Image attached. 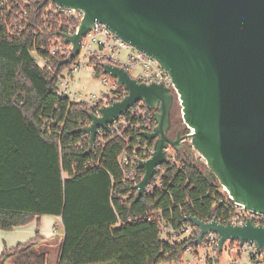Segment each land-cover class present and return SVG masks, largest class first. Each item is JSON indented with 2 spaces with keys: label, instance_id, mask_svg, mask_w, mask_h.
Instances as JSON below:
<instances>
[{
  "label": "water",
  "instance_id": "obj_1",
  "mask_svg": "<svg viewBox=\"0 0 264 264\" xmlns=\"http://www.w3.org/2000/svg\"><path fill=\"white\" fill-rule=\"evenodd\" d=\"M83 12L71 34L57 32L72 48L68 63L79 50L80 39L94 22L137 50L154 58L168 72L176 90L185 127L190 134L168 135L170 113L176 96L162 83H144L117 66L104 64V73L122 85L125 96L101 108L100 117L90 113L91 123L80 131L93 146L96 129L103 128L137 101L154 110L156 126L143 137L153 151L137 167L144 174L136 184L142 197L156 166L166 163L169 144L191 159L190 144L203 158L208 180L214 176L233 200L246 209L264 214V0H51ZM57 64V65H58ZM203 234L214 232L221 250L226 239L264 246V228L249 218L243 225L207 223L186 216Z\"/></svg>",
  "mask_w": 264,
  "mask_h": 264
},
{
  "label": "trees",
  "instance_id": "obj_2",
  "mask_svg": "<svg viewBox=\"0 0 264 264\" xmlns=\"http://www.w3.org/2000/svg\"><path fill=\"white\" fill-rule=\"evenodd\" d=\"M12 20L0 9V229L44 215L60 217L57 264H154L167 253L178 255L183 247L163 243L156 214H147L159 209L176 222L183 213L203 217L217 192L216 178L208 180L204 163L184 154L182 167L168 170L166 190L122 198L133 188L121 181L117 163L123 142H107L99 157L88 146L77 148L88 112L57 96L55 77L35 62L33 40L45 44L57 31L36 40L31 28L10 27ZM54 238L36 232L0 253V264H49Z\"/></svg>",
  "mask_w": 264,
  "mask_h": 264
},
{
  "label": "built area",
  "instance_id": "obj_3",
  "mask_svg": "<svg viewBox=\"0 0 264 264\" xmlns=\"http://www.w3.org/2000/svg\"><path fill=\"white\" fill-rule=\"evenodd\" d=\"M0 9L12 16L10 27L19 32L31 28L33 38L36 40L50 30L71 35L79 27L83 17L81 10L63 7L51 0H0ZM71 48V44L65 43L61 34L56 33L49 36L45 44H38L33 40L32 53L35 62L55 77L56 95L65 99L68 106L78 104L87 110L88 121L82 127L91 123L90 113L100 117L102 107L120 101L126 94L125 88L118 84L114 77L104 73V64L124 69L138 82L162 83L174 92L178 101L168 72L154 58L122 40L102 23L94 22L81 37L77 54L68 63L58 64L59 60L68 57ZM55 62L60 69L55 68ZM86 68L90 69L91 76L97 78L99 85L105 87V90L100 92L84 90L86 86L80 82V76ZM154 112L143 101H137L105 127L96 129L91 148L88 134L81 132L82 136L76 143L77 148L84 149L88 146V149L98 153L99 157L107 142L111 140L123 142L124 147L117 156V163L122 172L121 181L123 184H132L133 188L122 195V198L130 196L136 198L135 186L144 174V171L138 174L136 169L141 168L137 167V161L148 159L153 151V142L147 141L143 133L151 132L156 126ZM191 132V128L185 127L184 134ZM182 142L189 145L190 139H183ZM163 150L167 162L156 166V171L146 185L142 197L153 196L157 191L166 190L164 181L168 170L180 169L183 165L184 154H187L184 149L182 155L169 144ZM190 155L195 160L203 159L199 154L197 157ZM94 164L99 165V160H94ZM90 165L92 163L88 162L87 166ZM216 189L208 213L203 217H195L204 223L214 217L215 221L222 225H226L227 221L232 225H243L249 218L253 225L260 224L264 228V214L246 209L234 201L224 186L218 184ZM113 191L112 189L111 195ZM154 214L158 219L160 240L172 248L183 247L178 255L171 256L167 253L165 259L154 264H264V246L259 248L253 242L245 241L239 244V240L226 239L221 250H217L215 243L219 236L214 232L203 234L197 243L193 241L199 234V227L184 219L186 213H183L181 216L183 219L179 222L171 216L165 218L159 209L147 214V219H152Z\"/></svg>",
  "mask_w": 264,
  "mask_h": 264
},
{
  "label": "crops",
  "instance_id": "obj_4",
  "mask_svg": "<svg viewBox=\"0 0 264 264\" xmlns=\"http://www.w3.org/2000/svg\"><path fill=\"white\" fill-rule=\"evenodd\" d=\"M61 219L58 216L44 215L41 217L35 218L32 222L24 225L13 228L11 230H1L0 229V253L4 250L11 249L17 244H23L33 239L38 232L41 236L46 238L56 237V221ZM57 236H59L57 234ZM63 237L60 235L58 237V243L53 242L49 246V264H57L59 259V249H60V240ZM5 264H11L9 262Z\"/></svg>",
  "mask_w": 264,
  "mask_h": 264
},
{
  "label": "rangeland",
  "instance_id": "obj_5",
  "mask_svg": "<svg viewBox=\"0 0 264 264\" xmlns=\"http://www.w3.org/2000/svg\"><path fill=\"white\" fill-rule=\"evenodd\" d=\"M80 82L85 84V86L87 88L85 87L84 90H87V91H89V89L95 90L96 92H100V91L105 90V87L99 85L98 79L91 76L89 68H86L84 70V72L81 74ZM174 116H175V118L178 121H180L182 123V126H184V130H185V125H184L183 120H182V114H181V110H180V105H179V103L177 101L175 102V105H174ZM188 147L190 148V152H191V154L193 156H195V157L199 156L198 152L193 148V146L191 144H189ZM200 161L204 162L203 159H200ZM204 172H208L206 166H205ZM56 223H57L56 230H55L56 231V237L54 238L53 241L58 243V237L60 235H62L63 227H62V224H61L60 221L57 220ZM57 234L59 236H57ZM103 264H116V263L115 262H106V263H103Z\"/></svg>",
  "mask_w": 264,
  "mask_h": 264
},
{
  "label": "flooded vegetation",
  "instance_id": "obj_6",
  "mask_svg": "<svg viewBox=\"0 0 264 264\" xmlns=\"http://www.w3.org/2000/svg\"><path fill=\"white\" fill-rule=\"evenodd\" d=\"M175 102H174V104L172 106L171 113H170L171 127H170V130H169V133H168V135L170 137H175L178 132H180L181 135L184 134V126H182V123L180 121H178L175 118V116H174V105H175Z\"/></svg>",
  "mask_w": 264,
  "mask_h": 264
}]
</instances>
